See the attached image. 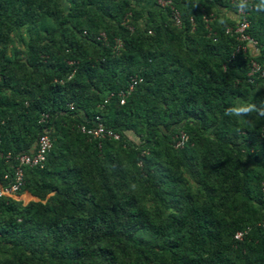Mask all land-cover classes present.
Returning a JSON list of instances; mask_svg holds the SVG:
<instances>
[{"label": "trees", "instance_id": "16d2710c", "mask_svg": "<svg viewBox=\"0 0 264 264\" xmlns=\"http://www.w3.org/2000/svg\"><path fill=\"white\" fill-rule=\"evenodd\" d=\"M156 1L0 0V187L51 144L22 168L36 201L0 197V264H264V116L225 115L264 105V12L245 11L250 56L236 2L163 0L176 26ZM95 116L116 140L78 131Z\"/></svg>", "mask_w": 264, "mask_h": 264}, {"label": "built area", "instance_id": "2783aa9c", "mask_svg": "<svg viewBox=\"0 0 264 264\" xmlns=\"http://www.w3.org/2000/svg\"><path fill=\"white\" fill-rule=\"evenodd\" d=\"M230 3H235L236 0H228ZM251 1V0H250ZM156 3L160 7H167L170 10L171 17L173 19L174 25H179L178 14L177 12L170 6L168 1L157 0ZM235 14L238 16V21L236 22L234 28L232 30L227 29L226 32H231L235 35V39L239 42V45L236 47V51L240 50L242 52L246 51L247 45H251L254 47V42H252L245 34L244 31L247 27V22L245 20V12L241 13L236 10ZM99 40H104L105 37L101 33L97 37ZM115 49L120 48V42L115 40L114 43ZM258 73L259 76L264 75V70H261L259 66L255 62H251L249 75H253ZM140 82V79L136 76H130L126 83V88L124 91H120L117 96L119 97V104L123 103L124 97L132 91L134 86ZM70 107V106H69ZM78 131L81 134H84L90 140H101L104 138H110L112 140H116L118 136L113 133L111 130H107L103 128V126L99 122V117L95 116L91 122L89 123H81L76 126ZM186 141V136L184 134H179L174 142V147H181L182 144ZM50 141L47 135L41 134L37 137L35 142V148L33 152L27 154H20L15 157L16 165L13 168L12 173V181L6 187H0V197H9L14 200H18L16 196V191L22 185V168L23 167H33L41 165L44 161L45 154L50 149ZM7 158V157H6ZM264 192V191H263ZM262 228H264V222L260 224ZM242 236L241 232H237L234 234L233 238L239 240Z\"/></svg>", "mask_w": 264, "mask_h": 264}, {"label": "clouds", "instance_id": "9594fccd", "mask_svg": "<svg viewBox=\"0 0 264 264\" xmlns=\"http://www.w3.org/2000/svg\"><path fill=\"white\" fill-rule=\"evenodd\" d=\"M238 12H245L249 8L254 9L256 12H264V0H255L254 3H250V0H236L234 5ZM220 24H223V16L218 18ZM253 113L260 116H264V105L257 106V104L250 101L238 100L233 106L225 110V115L233 117H248Z\"/></svg>", "mask_w": 264, "mask_h": 264}, {"label": "rangeland", "instance_id": "374dc122", "mask_svg": "<svg viewBox=\"0 0 264 264\" xmlns=\"http://www.w3.org/2000/svg\"><path fill=\"white\" fill-rule=\"evenodd\" d=\"M151 2H153V0H142V2H140V4H139V6L140 7H142L143 9H146V8H148V7H150L151 6ZM63 7L65 8L66 6H65V3H63ZM227 13V12H226ZM222 14V13H221ZM230 15V18L236 23L237 21H238V16L236 15V14H233V13H231V14H229ZM23 35V38H25L24 37V34H22ZM15 47L16 49H18V50H22V43L20 42V41H17V39H15V38H12V44L11 45H9L8 46V48H10V47ZM130 137V136H129ZM34 201H36V199L34 198ZM27 202L26 201H24V204H26Z\"/></svg>", "mask_w": 264, "mask_h": 264}, {"label": "crops", "instance_id": "0c3cea01", "mask_svg": "<svg viewBox=\"0 0 264 264\" xmlns=\"http://www.w3.org/2000/svg\"><path fill=\"white\" fill-rule=\"evenodd\" d=\"M151 3H152V2H151ZM151 6H152V4H151ZM221 13H222L221 15L230 18V15H229V14H231L230 12H227V13H226L225 11H222ZM230 19H231V18H230ZM246 50H247V52H248V54H249L250 56H254V55L256 54V50H255V48H254L253 46H251V45H247ZM17 199H18L19 201H21L22 204H24V201H26V202L34 201V198L31 197V196H30L28 193H26V192H22V193L17 197Z\"/></svg>", "mask_w": 264, "mask_h": 264}]
</instances>
